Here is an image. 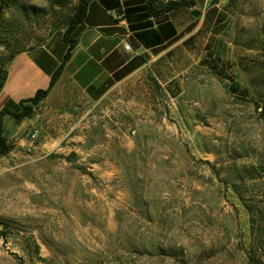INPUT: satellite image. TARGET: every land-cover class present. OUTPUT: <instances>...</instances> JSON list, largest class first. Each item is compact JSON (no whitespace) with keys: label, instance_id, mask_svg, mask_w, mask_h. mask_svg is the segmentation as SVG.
<instances>
[{"label":"rangeland","instance_id":"1","mask_svg":"<svg viewBox=\"0 0 264 264\" xmlns=\"http://www.w3.org/2000/svg\"><path fill=\"white\" fill-rule=\"evenodd\" d=\"M77 4L0 2V79ZM222 6L217 70L202 63L175 87L145 72L97 104L77 95L49 154L40 137L10 143L0 264H264V0Z\"/></svg>","mask_w":264,"mask_h":264},{"label":"crops","instance_id":"2","mask_svg":"<svg viewBox=\"0 0 264 264\" xmlns=\"http://www.w3.org/2000/svg\"><path fill=\"white\" fill-rule=\"evenodd\" d=\"M187 1L189 5L155 18L147 10L149 0H93L84 21L73 31L74 47L63 32L18 53L8 65L0 90V136L25 147L29 143L26 131L32 126L40 132L38 151L49 154L50 125L56 127L62 117L70 116L65 108L77 95L100 103L145 72L160 84H180L185 73L212 59L209 46L222 41L224 32L218 30L228 20L224 0ZM60 67L61 76L51 87ZM39 91L48 95L32 105L28 100ZM24 106L32 107L33 114L17 120L14 114L22 113Z\"/></svg>","mask_w":264,"mask_h":264},{"label":"trees","instance_id":"3","mask_svg":"<svg viewBox=\"0 0 264 264\" xmlns=\"http://www.w3.org/2000/svg\"><path fill=\"white\" fill-rule=\"evenodd\" d=\"M51 2H56L58 0H50ZM93 0H78L77 6L74 8L71 16L69 17V20L67 22V29L64 32V37L67 43L71 45V47H74L77 44V41L73 39V31L84 21L88 6ZM1 6H7L9 3V0H0ZM191 1L187 0H181L179 2H174L172 0H168L166 2L162 0H149L147 4V10L150 13L151 16L157 18L160 16H163L167 13H170L171 11H174L180 7L187 6L190 4ZM2 9V8H1ZM0 11V15H1ZM226 25L221 27L220 30L222 32H226ZM211 45L209 46V49H211ZM214 47V46H213ZM213 54V53H212ZM209 55L210 57L212 56ZM214 55V54H213ZM15 57V55L12 57V59ZM70 57V54L68 53L65 57V60L67 61ZM204 63H207L208 65L211 64V67L215 70H217V65L214 59H208L204 61ZM228 67V64L227 66ZM2 76L0 79V90L2 89L3 83L6 80L7 77V71L1 70ZM62 73V67H60L57 72L54 74L51 82V87H53L57 81L59 80ZM233 90H236V87H232ZM48 95V91H39L36 96L28 102H30L32 105H36L40 103L43 99H45ZM33 114V108L32 107H23L22 113L20 114H14V117L19 120L24 117H30ZM13 149V145L10 143H7V141L0 136V155H6Z\"/></svg>","mask_w":264,"mask_h":264},{"label":"built area","instance_id":"4","mask_svg":"<svg viewBox=\"0 0 264 264\" xmlns=\"http://www.w3.org/2000/svg\"><path fill=\"white\" fill-rule=\"evenodd\" d=\"M124 16H125V14L122 13V14H121V17H124ZM126 49L129 50V49H130V46L127 45V46H126ZM39 137H40V132H39V130H37V129L33 130V131L29 134V136H28V140H29V142H30L29 150H31V149L34 147V144H36V142L38 141Z\"/></svg>","mask_w":264,"mask_h":264},{"label":"water","instance_id":"5","mask_svg":"<svg viewBox=\"0 0 264 264\" xmlns=\"http://www.w3.org/2000/svg\"><path fill=\"white\" fill-rule=\"evenodd\" d=\"M199 14H200L199 12H194L193 13L194 16H199Z\"/></svg>","mask_w":264,"mask_h":264}]
</instances>
